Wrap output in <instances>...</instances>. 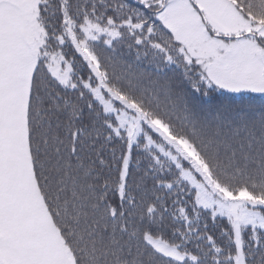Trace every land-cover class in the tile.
I'll use <instances>...</instances> for the list:
<instances>
[{
	"label": "snow or ice",
	"instance_id": "obj_1",
	"mask_svg": "<svg viewBox=\"0 0 264 264\" xmlns=\"http://www.w3.org/2000/svg\"><path fill=\"white\" fill-rule=\"evenodd\" d=\"M0 264H264V0H0Z\"/></svg>",
	"mask_w": 264,
	"mask_h": 264
},
{
	"label": "trees",
	"instance_id": "obj_2",
	"mask_svg": "<svg viewBox=\"0 0 264 264\" xmlns=\"http://www.w3.org/2000/svg\"><path fill=\"white\" fill-rule=\"evenodd\" d=\"M234 102L239 103L240 101H239V99H236Z\"/></svg>",
	"mask_w": 264,
	"mask_h": 264
}]
</instances>
